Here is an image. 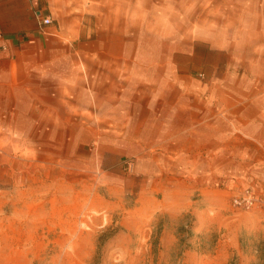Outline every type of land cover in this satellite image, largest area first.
<instances>
[{"label": "rangeland", "instance_id": "1", "mask_svg": "<svg viewBox=\"0 0 264 264\" xmlns=\"http://www.w3.org/2000/svg\"><path fill=\"white\" fill-rule=\"evenodd\" d=\"M40 1L42 39L0 67V264H264L261 212L141 199V131L108 112L143 107L140 80L264 89V0ZM115 76L133 82L118 103Z\"/></svg>", "mask_w": 264, "mask_h": 264}, {"label": "crops", "instance_id": "2", "mask_svg": "<svg viewBox=\"0 0 264 264\" xmlns=\"http://www.w3.org/2000/svg\"><path fill=\"white\" fill-rule=\"evenodd\" d=\"M45 11L40 0H0V67L11 69L14 55L42 39L35 14ZM70 74L83 91L78 69ZM161 79L140 80L141 92L149 91L143 107L108 108L132 115L129 128L141 131L132 150L142 168L141 199L171 218H199L243 189L264 191V89L228 72L219 88L180 75ZM132 88L130 76H115L108 97L118 103Z\"/></svg>", "mask_w": 264, "mask_h": 264}, {"label": "built area", "instance_id": "3", "mask_svg": "<svg viewBox=\"0 0 264 264\" xmlns=\"http://www.w3.org/2000/svg\"><path fill=\"white\" fill-rule=\"evenodd\" d=\"M35 16L39 27H46L51 24V20L49 18H42L40 12L36 13ZM229 205L237 212L249 213L258 211L264 214V191L257 192L250 188L243 189L231 197Z\"/></svg>", "mask_w": 264, "mask_h": 264}]
</instances>
